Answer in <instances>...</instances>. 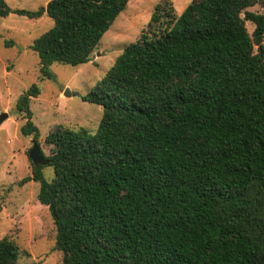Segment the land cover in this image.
<instances>
[{
  "label": "trees",
  "instance_id": "obj_1",
  "mask_svg": "<svg viewBox=\"0 0 264 264\" xmlns=\"http://www.w3.org/2000/svg\"><path fill=\"white\" fill-rule=\"evenodd\" d=\"M129 1L29 10L0 0V16L54 20L31 44L50 78L54 62L90 61ZM255 2L192 0L179 15L159 2L81 96L103 108L97 130L57 124L46 135L54 177L33 164L20 183H39L62 264H264V13L248 9ZM40 92L32 84L15 105L22 134L37 140L30 102ZM22 254L0 240V264Z\"/></svg>",
  "mask_w": 264,
  "mask_h": 264
},
{
  "label": "rangeland",
  "instance_id": "obj_2",
  "mask_svg": "<svg viewBox=\"0 0 264 264\" xmlns=\"http://www.w3.org/2000/svg\"><path fill=\"white\" fill-rule=\"evenodd\" d=\"M5 1L11 8L37 10L50 0ZM161 1L130 0L104 33L90 61L78 66L54 62L50 66V78L42 75L38 53L31 44L54 25V20L47 14L40 18L14 12L0 16V115L8 113L0 123V240L8 237L28 252L20 256L17 264H62V252L55 249L56 226L48 206L38 200L39 183L34 180L20 183L32 175L29 151L34 137L21 132L25 119L16 110L17 99L32 84L40 87L41 92L31 99L30 108L32 120L40 131L38 142L46 157L51 146L45 137L57 124L94 133L103 108L81 96L103 78L124 47L138 39ZM170 1L179 15L192 0ZM248 9L264 13V0H256ZM246 26L252 33L254 24L246 21ZM66 88L72 95L64 94ZM43 166L45 178L51 180L54 167Z\"/></svg>",
  "mask_w": 264,
  "mask_h": 264
},
{
  "label": "water",
  "instance_id": "obj_3",
  "mask_svg": "<svg viewBox=\"0 0 264 264\" xmlns=\"http://www.w3.org/2000/svg\"><path fill=\"white\" fill-rule=\"evenodd\" d=\"M64 94L66 96L72 95V93L69 90V88H66ZM7 117H8V113L7 112H3L0 115V123H2ZM32 142H33V146L31 147V149L29 151V157H30L31 161L33 162V164L35 166L49 164L50 163V159L46 158L45 155L42 153L41 147L38 144V140L34 138V139H32Z\"/></svg>",
  "mask_w": 264,
  "mask_h": 264
}]
</instances>
